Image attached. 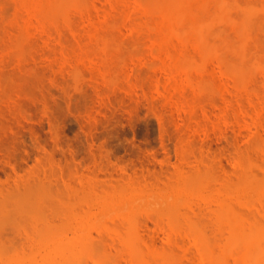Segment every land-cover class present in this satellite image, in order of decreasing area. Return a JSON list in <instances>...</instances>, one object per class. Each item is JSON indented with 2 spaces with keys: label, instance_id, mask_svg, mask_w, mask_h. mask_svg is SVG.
<instances>
[{
  "label": "rangeland",
  "instance_id": "1",
  "mask_svg": "<svg viewBox=\"0 0 264 264\" xmlns=\"http://www.w3.org/2000/svg\"><path fill=\"white\" fill-rule=\"evenodd\" d=\"M194 1L0 0V264L61 262L82 233L74 262L138 264L131 223L156 264H215L188 217L235 254L216 203L264 214V0ZM153 195L188 205L171 221Z\"/></svg>",
  "mask_w": 264,
  "mask_h": 264
},
{
  "label": "bare ground",
  "instance_id": "2",
  "mask_svg": "<svg viewBox=\"0 0 264 264\" xmlns=\"http://www.w3.org/2000/svg\"><path fill=\"white\" fill-rule=\"evenodd\" d=\"M197 0H195L194 2H193V4L196 2ZM199 2V3H198ZM202 2V1H201ZM196 3H198L197 5H199L200 4V0L199 1H197ZM196 3H195V5H196ZM223 5V4H222ZM219 6H221V4L219 5ZM205 7V6H204ZM188 10V9H187ZM195 11V10H194ZM204 12V11H203ZM199 13H200V11L198 12V14L196 15V13H195V17L193 18L194 20H195V18H199V16H201V15H199ZM204 14V13H203ZM189 15V14H188ZM201 17H203V16H201ZM180 18V17H179ZM185 18V17H184ZM197 18V19H198ZM191 19V18H190ZM195 20L196 22L200 19H198V20ZM181 21V20H180ZM194 21V22H195ZM177 22V21H176ZM198 23H199V21H198ZM200 23H203L202 21L200 22ZM172 25V24H171ZM177 25V24H176ZM200 27V26H199ZM202 27V26H201ZM200 27V28H201ZM175 28V27H174ZM182 28V27H181ZM186 29V28H185ZM172 30V29H171ZM184 30V29H183ZM166 31H167V29H166ZM173 31L176 33V35H177V33H179L177 36L179 37V39L180 40H182V41H184L185 39H187V37H188V33L189 32H191V30L187 33V30H186V32H181V30H175V29H173ZM165 35V34H164ZM167 36H168V34H167ZM174 37V36H173ZM181 37L184 39H181ZM162 39V38H161ZM190 39V38H189ZM163 41V40H162ZM168 41V40H167ZM170 42V41H169ZM165 43V42H164ZM167 43V42H166ZM166 43H165V49H169V47H172V46H169L168 47V45H171V44H169V43H167L168 45H166ZM171 43H174L173 41L171 42ZM182 43H185V41L184 42H182ZM175 44V43H174ZM173 44V47L175 46ZM158 45V44H157ZM185 45H187V43L185 44ZM158 47V46H157ZM172 47V48H173ZM154 49H155V47H154ZM160 49V48H159ZM156 50H157V48H156ZM170 50V49H169ZM172 50V49H171ZM172 52V51H171ZM181 53V52H180ZM184 53V52H183ZM166 54V53H165ZM178 57H180V56H178ZM190 57V56H189ZM183 59V58H182ZM189 59V58H188ZM180 62V61H179ZM185 63V62H184ZM183 66V65H182ZM187 67H189V66H187ZM187 70V69H186ZM245 162V161H244ZM245 167V166H244ZM190 185V183H184V185H182V186H185L186 188H187V186H189ZM191 186V185H190ZM189 186V187H190ZM177 190V189H176ZM186 190V189H185ZM184 190V191H185ZM236 191H237V189H235ZM238 190H239V188H238ZM240 191V190H239ZM238 191V192H239ZM177 192H179V191H177ZM242 192V191H241ZM260 193V192H259ZM263 193V192H262ZM241 194V193H240ZM164 195V194H163ZM174 195V194H173ZM232 195V191L229 193V196H231ZM154 196V195H153ZM153 196H151L152 198H153ZM160 195H157V197H155L154 196V200L153 201H151L152 199L150 198V197H148V199H146V202L147 201H149V204H145V205H147V206H145L144 204V208H146V209H148V207H149V209L150 210H152L153 209V205H154V209L155 210H153L154 211V213H156V212H159V210H160V208H161V210H162V208H164L165 210L167 209V211H165V212H167V214L168 213H170V215H169V217H171V213H174V212H176L175 210H174V208L173 207H176L179 203H182V201H184L185 199H182L181 197V199L182 200H180V198H179V203H176V199L174 200V201H172L171 199L169 200V203H167L168 202V199L167 198H165V196H166V194H165V196H163L164 197V199L165 200H167L166 201V203L167 204H165V200L163 201L164 203L162 204V203H160V202H162V200H161V197L162 196H160V198H158ZM168 196V195H167ZM174 196H176V195H174ZM239 196V195H238ZM244 196V195H243ZM139 197H142V196H139ZM235 198H237L236 196H234ZM234 197L232 198V197H229V198H232V199H222V200H219L216 204H217V206H218V211H217V216H218V218H220V219H222V218H224V217H226V218H230L231 220H233L234 222H235V225H236V229L238 230V231H230V233H229V236H228V238L230 239V242H231V244L232 245H234V244H238V243H240V244H238V245H235V246H233V251H234V255L232 254V253H230L229 254V250H231V249H229L228 247H226V248H219V245L218 246H216L217 248H216V250H215V248L213 249V248H211L209 245H210V243H208L206 240V237H205V235H204V233L203 232H201V230H199L198 229V227L194 224V222L193 221H191L190 220V217H188L187 218V216H189V215H186V214H184V215H182V218L184 217V216H186V218L187 219H189V220H184V222L186 221V224L185 225H187V228H188V226L190 227V229L192 230L191 231V234L192 233H194V234H192V238L193 239H195V240H197V241H194V242H197V244L196 245H198V247L200 248V250L206 255V257H208L207 255H209V257H210V259L215 263V264H264V214H253V212H251V211H249V212H247L246 210H245V208H248V206H247V204H249V203H247V202H245V201H247V199H245V201H243V199L242 200H240V199H237V200H235L234 199ZM138 198V197H137ZM150 198V199H149ZM171 198V197H170ZM176 198V197H175ZM177 198V199H178ZM132 199V198H131ZM142 199V198H141ZM143 199H145V198H143ZM249 199V198H248ZM253 199V198H252ZM256 199V198H255ZM118 199H116V201H117ZM128 200V199H127ZM127 200H125L126 201V203H127ZM134 202L133 203H130V202H132V201H129V205H130V207L132 206V205H134V204H136L137 205V203L139 202L137 199H132ZM258 200H259V198H258ZM135 201H137V203H135ZM143 201V200H142ZM142 201H140L139 203H141ZM170 201H172V202H170ZM252 201V200H251ZM115 202V201H114ZM113 202V203H114ZM121 202H124V201H120L119 203H118V205H120V203ZM178 202V201H177ZM186 204L188 203L186 200L184 201ZM250 202V201H249ZM138 203V204H139ZM143 203V202H142ZM145 203V202H144ZM176 203V204H175ZM247 203V204H246ZM258 203V202H257ZM122 204V203H121ZM124 204V203H123ZM128 204H125V205H128ZM162 204V205H161ZM174 204H175V206H174ZM185 204V205H186ZM117 205V206H118ZM149 205V206H148ZM164 205H166V206H164ZM188 205V204H187ZM187 205H186V207H187ZM250 205V204H249ZM261 205V204H260ZM116 206V207H117ZM142 206V204H140V206H138V208L139 207H141ZM157 206L159 207V208H157ZM168 206V207H167ZM179 206V205H178ZM182 206H184L183 205V203H182ZM123 208V205H120V207H117L118 208V210H119V212H121L120 210H122V208ZM126 207H128V208H126V210H124L123 209V213L125 212H127V210L129 209L130 211L129 212H127V215L125 214V216L126 217H131V213L133 214V215H135L134 214V211H135V208L138 210V208L135 206V208H133V206L131 207L132 209H134V211L132 210V209H130V207L129 206H126ZM166 207V208H165ZM185 207V206H184ZM185 207V208H186ZM190 207V206H189ZM121 208V209H120ZM142 208V207H141ZM152 208V209H151ZM171 208H173V210H174V212H173V210L171 209ZM253 208V207H252ZM149 209L147 210V211H149ZM158 211H157V210ZM137 210L135 211V213H137ZM153 211L150 213V214H153ZM156 211V212H155ZM188 211V210H187ZM121 212V213H122ZM177 213V212H176ZM176 213H174L173 215L175 216L176 215ZM185 213V212H184ZM255 213V212H254ZM183 214V213H182ZM190 214V213H189ZM124 215V214H123ZM156 215H157V213H156ZM172 215V217H171V221H172V218H176V216L178 215V213H177V215L174 217ZM156 218H158V217H156ZM185 218V217H184ZM183 218V219H184ZM177 219V218H176ZM176 219H173L174 220V222H176L177 220ZM180 220H181V218H180ZM158 221H160V220H158ZM158 221H157V223H158ZM187 221H188V223H187ZM181 222H183V220L181 221ZM6 223V222H5ZM154 223H155V221H154ZM137 224V223H136ZM177 224V223H176ZM175 224V226H177L176 227V229L178 228V226H180V224L179 225H176ZM184 224H182V225H184ZM218 224V223H217ZM115 225V224H114ZM171 225V224H170ZM109 226H110V224H109ZM156 226V228H157V226L158 225H155ZM162 226V225H161ZM172 226H174V223H172ZM175 226L172 228L173 230L172 231H175L174 230V228H175ZM101 227V226H100ZM116 227V226H115ZM170 227V226H169ZM217 227V226H216ZM2 228V227H1ZM102 228V227H101ZM142 228H144V227H142ZM146 228V227H145ZM165 228V227H164ZM119 229V228H118ZM171 229V228H170ZM104 230V229H103ZM102 230V231H103ZM137 226L134 224V223H131L130 224V226L127 228V231H126V235H125V239L127 238L128 240H130L131 241V243H132V246H131V251H132V253H133V259H135L136 260V262L138 263V264H156L155 263V260L158 258V256H159V259H162V258H160L161 257V253L160 252H158L156 249L153 251V250H151L152 248H153V246H151L150 244H151V242H150V250H148L149 249V245L147 246V244L148 243H144V242H142L141 241V238H138L139 236H138V234H136V232H137ZM161 230H162V228H161ZM3 231H5V230H3ZM105 231V230H104ZM106 231H107V228H106ZM105 231V232H106ZM144 231V230H143ZM146 231V230H145ZM149 231H151V229L149 230ZM171 231V230H170ZM188 231H190L189 230V228H188ZM128 233V234H127ZM138 233V232H137ZM84 233H82L81 235L83 236H81V239H79L80 238V236L78 237V240L76 241V239H75V242H79V247H80V249H77V247L75 246V247H70V250H71V255H69V256H66L64 253V255H63V257H65V260H63V261H59L58 262V259H59V257L58 258H55V261H51V259H47V260H50V261H48V262H45V263H47V264H74L75 262H74V260H75V258L78 256V255H76L77 253H82L80 256H82L83 257V255H84V253L87 251V250H90V248L87 246L88 245V240H87V238H86V234H84ZM127 236V237H126ZM126 239V240H127ZM140 239V240H139ZM153 239H154V237H153ZM143 240V239H142ZM74 241V240H73ZM74 242V243H75ZM140 243H141V245H140ZM56 244V243H55ZM64 244V245H63ZM212 244V243H211ZM67 246V243H61V245L60 244H58V245H54L53 246V249H54V251H56V250H58V249H60L59 247L61 246V247H63V246ZM144 245V246H143ZM143 246V247H142ZM145 246H146V248H145ZM57 247V249H55ZM69 247V246H68ZM52 249V250H53ZM154 249V248H153ZM51 250V251H52ZM68 250H69V248L66 250L67 252H68ZM79 250V251H78ZM197 250H198V248H197ZM65 250H63V252H64ZM59 252H61V251H59ZM84 252V253H83ZM148 253L147 254V256L148 257H146V254L145 253ZM231 252H232V250H231ZM72 253H73V255H72ZM131 253V252H130ZM207 253V254H206ZM226 253H228V256H227V254ZM55 254V253H54ZM67 254V253H66ZM158 254H160V255H158ZM196 255V254H195ZM231 255V256H230ZM233 255V256H232ZM56 256H58V255H56ZM51 257H54V256H51ZM63 257H60V258H63ZM67 257V258H66ZM69 257V258H68ZM228 257H229V259H228ZM233 257V259H235V260H233L232 259V262L231 263H229V261L228 260H230L231 258ZM49 258H50V256H49ZM129 258V257H128ZM131 258V257H130ZM129 258V259H130ZM228 260H227V259ZM82 259V258H81ZM47 260H45V261H47ZM60 260H62V259H60ZM79 260H80V258H79ZM131 260V259H130ZM157 261H158V259H157ZM80 262V261H79ZM79 262L77 263V264H79ZM75 263V264H76ZM134 263V262H133Z\"/></svg>",
  "mask_w": 264,
  "mask_h": 264
}]
</instances>
